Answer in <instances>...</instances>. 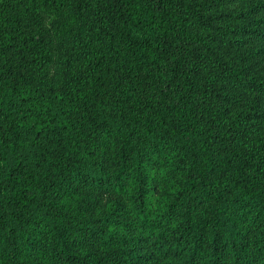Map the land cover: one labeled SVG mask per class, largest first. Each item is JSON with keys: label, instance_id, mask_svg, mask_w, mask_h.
Instances as JSON below:
<instances>
[{"label": "trees", "instance_id": "16d2710c", "mask_svg": "<svg viewBox=\"0 0 264 264\" xmlns=\"http://www.w3.org/2000/svg\"><path fill=\"white\" fill-rule=\"evenodd\" d=\"M0 264H264V0H0Z\"/></svg>", "mask_w": 264, "mask_h": 264}]
</instances>
